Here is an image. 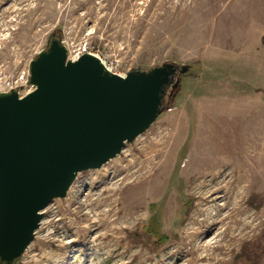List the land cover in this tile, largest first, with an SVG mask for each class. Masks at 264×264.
I'll list each match as a JSON object with an SVG mask.
<instances>
[{
	"label": "rangeland",
	"instance_id": "obj_1",
	"mask_svg": "<svg viewBox=\"0 0 264 264\" xmlns=\"http://www.w3.org/2000/svg\"><path fill=\"white\" fill-rule=\"evenodd\" d=\"M53 31L117 73L189 70L169 109L43 209L14 264H264V0H0V78L28 77Z\"/></svg>",
	"mask_w": 264,
	"mask_h": 264
},
{
	"label": "water",
	"instance_id": "obj_2",
	"mask_svg": "<svg viewBox=\"0 0 264 264\" xmlns=\"http://www.w3.org/2000/svg\"><path fill=\"white\" fill-rule=\"evenodd\" d=\"M188 70L166 61L117 73L91 52L68 58L60 33L49 35L29 63L33 88L0 91V264L23 254L43 209L79 172L101 167L171 107Z\"/></svg>",
	"mask_w": 264,
	"mask_h": 264
},
{
	"label": "bare ground",
	"instance_id": "obj_3",
	"mask_svg": "<svg viewBox=\"0 0 264 264\" xmlns=\"http://www.w3.org/2000/svg\"><path fill=\"white\" fill-rule=\"evenodd\" d=\"M161 151H163L162 149H160V150H158L157 152H156V155L158 154V155H160V154H162V152ZM167 156V155H166ZM161 158V157H160ZM192 163H193V161H192ZM201 163H203L202 161H201ZM157 164V162H154L153 161V159L152 158H150V159H148V161H147V163L145 164V165H143L142 167H141V171L142 170H145V172L144 173H142V178H144V179H146L147 178V174H149V176L150 175H152V171L154 170V168H155V165ZM191 164V163H190ZM209 164V163H208ZM220 164V163H219ZM202 165V164H201ZM218 165V164H217ZM216 165V166H217ZM191 166V165H190ZM193 166V165H192ZM139 170V171H140ZM128 177V175H125L124 176V178H123V180L124 179H126ZM149 178V177H148ZM243 181V180H242ZM139 183H141V182H139ZM154 193V192H153ZM143 196V195H142ZM141 197V196H140ZM126 198V197H125ZM214 198V197H213ZM216 199V198H215ZM215 199H212V201H214ZM207 201V200H206ZM167 212V211H166ZM195 220V219H194ZM197 221H195V223H196ZM200 223V222H199ZM190 224V223H189ZM192 224V226H190ZM190 225H189V227H191V229L187 232V236L188 237H191V239H193L192 237L195 235V234H197V233H199V227H195V226H193V224L194 223H191ZM195 225V224H194ZM201 232V231H200ZM204 244H209V242L207 241V242H203L202 243V245H204ZM201 245V244H200ZM187 251H189V260H194L196 257L193 255V253L194 252H196V250H193L192 248H189V249H187ZM187 254V253H186Z\"/></svg>",
	"mask_w": 264,
	"mask_h": 264
},
{
	"label": "built area",
	"instance_id": "obj_4",
	"mask_svg": "<svg viewBox=\"0 0 264 264\" xmlns=\"http://www.w3.org/2000/svg\"><path fill=\"white\" fill-rule=\"evenodd\" d=\"M82 53V52H80ZM79 55V54H78ZM77 55V56H78ZM106 64V62H105ZM29 75V74H28ZM29 76L19 75L17 77H6L0 78V91H9L12 88H17L20 95L25 94L33 88V86L28 82ZM28 87L23 93L21 88Z\"/></svg>",
	"mask_w": 264,
	"mask_h": 264
}]
</instances>
